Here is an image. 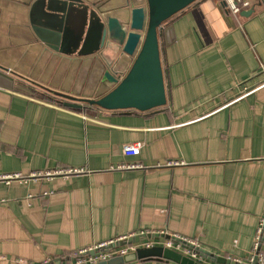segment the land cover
<instances>
[{"label":"crops","instance_id":"1","mask_svg":"<svg viewBox=\"0 0 264 264\" xmlns=\"http://www.w3.org/2000/svg\"><path fill=\"white\" fill-rule=\"evenodd\" d=\"M81 1L121 22L146 5ZM51 3L0 0V65L13 77L11 87L0 86V174L84 171L0 181V264H42L140 231L190 238L247 263L264 211V86L254 89L264 80V0L238 18L222 0L184 9L172 21L174 41L162 47L170 102L130 113L65 107L51 93L99 97L111 88L102 79L106 63L119 57L114 70L124 74L133 61L106 49L77 56L49 48L32 26L56 13ZM135 141L143 142L139 152L124 154L122 145ZM127 164L136 165L118 167Z\"/></svg>","mask_w":264,"mask_h":264},{"label":"water","instance_id":"2","mask_svg":"<svg viewBox=\"0 0 264 264\" xmlns=\"http://www.w3.org/2000/svg\"><path fill=\"white\" fill-rule=\"evenodd\" d=\"M51 11L43 21L32 28L38 38L54 51L86 56L109 50L115 57L125 54L133 61L124 74L117 70L119 57L107 64L103 82L111 88L95 98H77L62 93H51L63 100L65 107L80 109L96 106L108 111L146 112L159 110L170 102V93L165 82L166 71L162 64V47L174 41L172 21L184 9L197 0H146L145 6H135L126 22L115 16H105L81 0H50ZM51 5V6H52ZM253 8L242 10L248 16ZM73 28L70 27V19ZM13 77L0 65V86L9 88ZM157 237L181 243V246L197 255L192 257L181 251L164 246L137 248L121 256L99 260L92 264H123L142 259H163L178 264H258L254 255L248 263L233 260L223 255L211 254L199 246H193L171 234L159 233ZM135 236L128 240L137 241ZM121 244L123 242H120Z\"/></svg>","mask_w":264,"mask_h":264},{"label":"built area","instance_id":"3","mask_svg":"<svg viewBox=\"0 0 264 264\" xmlns=\"http://www.w3.org/2000/svg\"><path fill=\"white\" fill-rule=\"evenodd\" d=\"M224 8L228 10L233 16L238 18V15L242 10L249 9L252 6V0H222ZM264 72V67L261 66ZM264 84V83H263ZM143 146L142 141L130 142L122 145V152L126 155H135L139 152ZM177 163V162H174ZM169 164V163H168ZM136 164H127L125 166L118 167H135ZM84 169L80 167H58L49 170H36L29 172L28 174H22L20 172H9L0 174V181L5 184H9L12 181L19 183H28L30 181H37L40 179L52 180L54 177L60 176L62 178H68L72 174L83 172ZM53 191L43 192V195H50ZM31 195H29L30 197ZM164 232H131L129 234H123L108 240L93 243L89 246L78 248L73 250L67 256L62 258L48 257L42 264H92L99 260L109 259L115 256H121L128 252L134 251L137 248L151 247V246H164L183 252L184 254L194 257L196 254L184 249L179 242H173L166 240L155 235ZM176 239H182L193 246H199L195 240L171 234ZM137 236V241L128 242ZM120 242H123L122 244ZM253 253L256 255L258 264H264V212L259 218V222L256 228L253 244ZM196 257V256H195ZM253 258L250 259L252 261Z\"/></svg>","mask_w":264,"mask_h":264},{"label":"rangeland","instance_id":"4","mask_svg":"<svg viewBox=\"0 0 264 264\" xmlns=\"http://www.w3.org/2000/svg\"><path fill=\"white\" fill-rule=\"evenodd\" d=\"M250 8H251V7H250ZM263 83H264V80H263L258 86H256L254 89L261 88L262 86H264ZM252 90H253V89H252ZM249 93H250V92H248L247 94H249ZM263 212H264V211H263ZM263 212H262V213H263ZM261 215H262V214H261ZM261 215H260V216H261ZM260 216H259V218H260ZM258 222H259V220H258ZM257 225H258V223H257ZM256 228H257V226H256ZM255 232H256V230H255ZM254 236H255V234H254ZM253 240H254V238H253ZM252 244H253V242H252ZM254 255H255V254L253 253L252 246H251V253H250L249 257H248L247 263L250 262V259L253 258ZM195 256L197 257V255H195ZM195 256H194V257H195ZM255 256H256V255H255Z\"/></svg>","mask_w":264,"mask_h":264}]
</instances>
